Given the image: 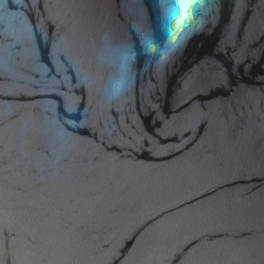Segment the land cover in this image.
<instances>
[{
  "label": "water",
  "instance_id": "1",
  "mask_svg": "<svg viewBox=\"0 0 264 264\" xmlns=\"http://www.w3.org/2000/svg\"><path fill=\"white\" fill-rule=\"evenodd\" d=\"M0 264H264V0H0Z\"/></svg>",
  "mask_w": 264,
  "mask_h": 264
}]
</instances>
